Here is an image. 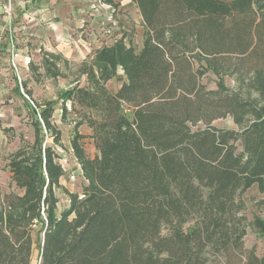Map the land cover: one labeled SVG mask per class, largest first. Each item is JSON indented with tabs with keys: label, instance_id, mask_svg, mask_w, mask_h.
Returning <instances> with one entry per match:
<instances>
[{
	"label": "trees",
	"instance_id": "16d2710c",
	"mask_svg": "<svg viewBox=\"0 0 264 264\" xmlns=\"http://www.w3.org/2000/svg\"><path fill=\"white\" fill-rule=\"evenodd\" d=\"M132 2L143 46L122 36L96 51L97 73L88 69L104 93L101 118L91 121L97 155L86 153L77 129L71 143L87 181L82 194L68 191L58 212L64 168L46 135L57 143L60 130L45 103L33 140L9 161L23 193L0 191V264H32L37 225L38 264H208L219 254L264 264L244 247L240 198L254 184L264 188V0ZM233 54L250 59L236 63L246 94L225 83ZM119 70L125 80L106 92ZM209 72L216 89L203 82ZM227 116L238 128L213 124ZM254 225L264 238V217Z\"/></svg>",
	"mask_w": 264,
	"mask_h": 264
},
{
	"label": "rangeland",
	"instance_id": "374dc122",
	"mask_svg": "<svg viewBox=\"0 0 264 264\" xmlns=\"http://www.w3.org/2000/svg\"><path fill=\"white\" fill-rule=\"evenodd\" d=\"M98 1L113 2V4L103 3V7L110 11L109 23L113 27L115 25L118 27L113 39L126 36L127 43H132L137 49H140L143 46L145 26L138 8L132 0H93V14L88 13L81 16L83 20H78L79 26H74V22H70L71 19H74L70 16L67 24L52 21L49 23V28L52 31V40H49V43L52 46L47 44V41L38 45L35 41H30L28 44L19 46L14 36L12 40L10 35L0 30L2 41L0 47V191L2 197L11 192L22 194L24 191L17 187L12 180L9 161L21 148L33 140L34 122L39 117L38 112L45 103L49 102L54 106L51 121L60 130V140L55 143L52 135L47 134L46 141L55 149L64 168L61 178L62 186L56 189L59 198L58 212L69 206L68 191L79 194L83 192L87 181L83 176L71 143L77 129L83 135L81 143L86 153L90 157H95L98 153L93 139L91 121L101 118L100 99L103 97L104 91L90 78L88 69L92 68L96 73L98 71L94 55L98 49L104 46L99 47L96 42L101 33L108 36L114 34L107 27L102 30L92 22V18L96 15V8L99 7ZM12 2L15 5V1ZM5 14L9 21L7 23L10 25L14 17L10 20L8 14ZM3 17L5 18V16ZM20 23L15 25L14 33L16 34ZM7 32H9V28ZM7 51L9 57L6 61L4 58ZM247 57L231 55V60H228L231 66L224 75L225 83L229 88L244 94L249 90L246 84L238 81V79H242V75H240V70H236V63H249L250 59ZM13 62L19 67L18 71L14 68ZM239 67H241L240 64ZM244 76L247 81L248 75ZM217 79L218 76L215 73L209 72L203 78V82L208 88L216 89ZM124 80L125 75L122 70H119L117 75L104 85L105 91L115 93ZM84 90L91 91L95 98H99L96 104L83 94ZM68 91L73 92L69 99L65 98V93ZM252 94L256 95L254 91ZM63 108H66L65 112ZM33 109L37 111L36 115ZM127 112L129 113L130 110L127 109ZM213 124L238 128L231 116L214 120ZM196 127L198 126L193 128ZM240 198L244 202L241 213L247 218L244 247L254 248L256 254L262 256L264 255V238L255 227L254 221L256 218L264 217V188L261 189L257 184H254L242 193ZM193 224L194 221H191L186 226L189 227ZM39 228L40 225H37L33 231L36 250L32 264L39 263V242L43 237ZM242 257V253L239 251L234 253L233 259L239 262ZM208 264L230 263H228L226 255L219 254L210 255Z\"/></svg>",
	"mask_w": 264,
	"mask_h": 264
},
{
	"label": "crops",
	"instance_id": "0c3cea01",
	"mask_svg": "<svg viewBox=\"0 0 264 264\" xmlns=\"http://www.w3.org/2000/svg\"><path fill=\"white\" fill-rule=\"evenodd\" d=\"M11 2L13 0H10ZM15 5L13 3V12L10 15L12 20L11 24L8 25V17H6L5 12L1 10V6L6 4L8 0H0V30L4 31L5 34L12 35L16 38V41L19 43V46L28 44L30 41H35L38 45L43 41H47V44L52 46L49 43V40H52V31L49 28V23L55 21L60 24H67L69 21V16L73 17L70 22H74V26H77L78 20H83L81 16L86 14H93L92 12V4L93 0H14ZM95 1V0H94ZM107 1V0H106ZM131 1V0H130ZM99 2V7L96 8L95 17L92 18V22L98 26V28L103 30L105 27L112 31V36H108L103 32L100 35L98 41L99 47L102 45H110L118 38H114L116 30L118 27L116 25L113 27L111 23H109V9L103 7V3L113 4V2ZM96 6V5H95ZM136 6V5H135ZM5 16V18L3 17ZM21 22V23H20ZM25 22V23H24ZM20 23V27L17 30V34L14 33L16 31V24ZM106 24L105 26H102ZM72 25V24H71ZM79 26V25H78ZM9 28V32H7ZM67 28V27H66ZM108 31V30H106ZM104 31V32H106ZM2 33V34H4ZM107 33V32H106ZM94 34V33H93ZM31 35L32 37H29ZM96 37V35L94 34ZM33 37H35L33 39ZM98 47V48H99ZM103 47V46H102ZM57 50V48H56ZM7 51L5 53V60H8Z\"/></svg>",
	"mask_w": 264,
	"mask_h": 264
},
{
	"label": "built area",
	"instance_id": "2783aa9c",
	"mask_svg": "<svg viewBox=\"0 0 264 264\" xmlns=\"http://www.w3.org/2000/svg\"><path fill=\"white\" fill-rule=\"evenodd\" d=\"M1 10H2L3 12L7 13L8 16H9V18H11L10 15H11L12 12H13V3H12L10 0H8V2H7L6 4H3V5L1 6ZM0 36H1V35H0ZM10 37L12 38L13 36L10 35ZM12 40H13V38H12ZM1 45H2V41H1V37H0V47H1ZM12 64H13L14 68H16V71H18V70H19V67L15 64V62H13ZM20 82H21V79H20ZM26 97H27V95H26ZM28 98H29V97H28Z\"/></svg>",
	"mask_w": 264,
	"mask_h": 264
}]
</instances>
